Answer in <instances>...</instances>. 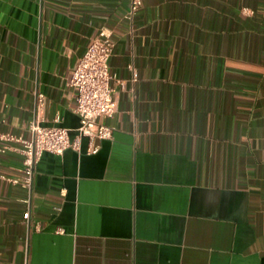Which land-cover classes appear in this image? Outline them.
<instances>
[{
  "label": "crops",
  "instance_id": "crops-1",
  "mask_svg": "<svg viewBox=\"0 0 264 264\" xmlns=\"http://www.w3.org/2000/svg\"><path fill=\"white\" fill-rule=\"evenodd\" d=\"M0 0V132L38 109L73 137L75 66L102 28L113 128L44 152L31 192L0 141V264H264V0ZM30 200V203L27 201ZM30 217L25 220L24 212ZM62 229L63 233L57 230Z\"/></svg>",
  "mask_w": 264,
  "mask_h": 264
},
{
  "label": "built area",
  "instance_id": "built-area-1",
  "mask_svg": "<svg viewBox=\"0 0 264 264\" xmlns=\"http://www.w3.org/2000/svg\"><path fill=\"white\" fill-rule=\"evenodd\" d=\"M127 2V16L131 19L140 8L142 0ZM114 46L112 31L102 28L75 66L69 84L75 90V112L79 117V126L73 137L65 127L43 124L44 120L38 111L43 99L42 94H37V111L28 126L29 138L0 132V141H15L20 144V177L8 179L12 184H18L31 192L35 167L44 152L61 155L69 148L80 152L81 139L86 138V153L94 154L98 151L101 140L112 138L113 128L100 122L99 118L111 116L115 111L114 90L111 86L114 76L109 72V60ZM5 149L0 147V152ZM0 178L5 177L0 174ZM27 202L30 203V200ZM23 217L25 220L29 219V209L24 212ZM57 232L63 233V230L58 229Z\"/></svg>",
  "mask_w": 264,
  "mask_h": 264
}]
</instances>
